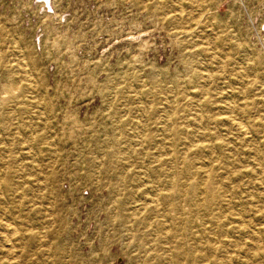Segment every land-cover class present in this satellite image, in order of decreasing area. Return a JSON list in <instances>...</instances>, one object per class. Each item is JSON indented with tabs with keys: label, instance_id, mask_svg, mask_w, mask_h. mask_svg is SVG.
<instances>
[{
	"label": "rangeland",
	"instance_id": "obj_1",
	"mask_svg": "<svg viewBox=\"0 0 264 264\" xmlns=\"http://www.w3.org/2000/svg\"><path fill=\"white\" fill-rule=\"evenodd\" d=\"M0 264H264V0H0Z\"/></svg>",
	"mask_w": 264,
	"mask_h": 264
},
{
	"label": "bare ground",
	"instance_id": "obj_2",
	"mask_svg": "<svg viewBox=\"0 0 264 264\" xmlns=\"http://www.w3.org/2000/svg\"><path fill=\"white\" fill-rule=\"evenodd\" d=\"M236 125H237V124H236ZM238 125H239V123H238ZM241 125H242V124H241ZM239 126H240V125H239ZM239 126H238V129H239L240 131H243V130H241V129L243 128V127H242L243 125L241 126L242 128L239 127ZM244 128H245V127H244ZM245 129H246V128H245ZM244 131H246V130H244ZM248 131H249V130H248ZM243 134H244V133H243ZM181 166H182V165H181ZM260 183H261V182H260ZM157 199H158V198H157ZM183 199H184V198H183ZM183 201H184V200H183ZM13 229H14V228H13Z\"/></svg>",
	"mask_w": 264,
	"mask_h": 264
}]
</instances>
